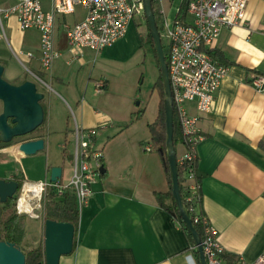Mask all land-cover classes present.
<instances>
[{
	"label": "crops",
	"instance_id": "0c3cea01",
	"mask_svg": "<svg viewBox=\"0 0 264 264\" xmlns=\"http://www.w3.org/2000/svg\"><path fill=\"white\" fill-rule=\"evenodd\" d=\"M12 4V0H0L2 9ZM128 30L123 39L99 54L83 50L78 56L72 55L58 30L55 46L61 56L43 72L39 36L34 41L30 38L36 31H20L14 17L3 23L2 78L12 85L36 84L44 96V122L11 144L0 142V179L46 182L52 168H61L59 180L67 184L72 164L67 165L64 178L65 141L71 139L75 126L99 128L96 146L103 154V171L91 187L90 199L78 208L73 251L61 257L59 264H200L173 217L154 197L168 192L161 159L150 150L148 127L157 114L150 119L147 105L135 104L136 83L117 84L110 73L117 50H125ZM140 47L137 38L130 55H136ZM18 52L33 57L22 55L18 60L14 56ZM210 54L228 70L212 112L198 122L204 137L196 148L198 170L204 175L202 206L223 254L251 263L264 250V92L250 85L254 77H264V2L249 0L244 21L222 30ZM99 83L103 89L98 91ZM1 109L0 104V113ZM186 110L198 115L194 103L186 104ZM141 111V118L132 123L134 114ZM34 140H43L41 152L24 156L18 151V145ZM176 149L180 157L184 148ZM29 219L32 236L26 225ZM28 220L19 244L23 253L43 247L44 241V219L34 214Z\"/></svg>",
	"mask_w": 264,
	"mask_h": 264
},
{
	"label": "built area",
	"instance_id": "2783aa9c",
	"mask_svg": "<svg viewBox=\"0 0 264 264\" xmlns=\"http://www.w3.org/2000/svg\"><path fill=\"white\" fill-rule=\"evenodd\" d=\"M7 8H0V40L5 37L3 23L14 17L20 31H36L40 41V68L49 71L52 63L61 54L55 46L58 30L64 34L66 43L73 56L83 50L99 54L104 49L123 39L134 19H145L144 0H12ZM174 0H151L159 6L162 22L161 33L167 42V70L170 83L173 110H176L178 123L190 151L184 149L179 162H190L195 158L197 146L204 140L198 130L200 116L210 114L216 93L227 74V68L219 65L210 54L220 32L239 26L245 19L249 0H179L176 13L171 22L166 21L163 3L172 6ZM263 1L264 0H260ZM82 11V17L76 15ZM72 17L73 23L66 18ZM32 54L18 52L15 58ZM250 85L260 93L264 92V77L256 76ZM103 89V84L96 86ZM194 103L197 116H191L186 104ZM72 137L66 140L64 150L72 161V173L67 184L60 180L52 183L23 182L21 194L17 198L15 210L19 216L30 212L19 209V200L25 196L27 203L41 205L47 192H55L60 198L70 191L81 208L91 197V187L95 185L103 171V154L96 146L99 128L80 129L74 127ZM187 181H192L188 171ZM25 186H30L39 193L34 198L31 192L24 193ZM194 192V186H191ZM33 211V210H32ZM204 240L201 241L202 253L206 264H227L221 258L222 247L217 241V232L210 223ZM194 250H196L194 248ZM232 264H264V250L251 263L238 261Z\"/></svg>",
	"mask_w": 264,
	"mask_h": 264
},
{
	"label": "water",
	"instance_id": "95a60500",
	"mask_svg": "<svg viewBox=\"0 0 264 264\" xmlns=\"http://www.w3.org/2000/svg\"><path fill=\"white\" fill-rule=\"evenodd\" d=\"M144 17L153 42L163 84L165 147L173 199L179 215L193 239L200 264H206L202 253L201 241L193 229L180 199L176 155L173 147V105L170 83L165 54L152 11L151 0H144ZM2 74L3 67L0 65V104L2 108L0 113V142L11 144L14 140L28 136L42 126L44 122V110L41 102L44 96L38 92L35 83L27 81L21 85H12L2 78ZM43 148V140H34L18 145V151L24 156H33L41 152ZM61 174V168H52L50 182L54 183L59 180ZM18 190L19 186L17 182L0 179V203L5 204L8 200L14 199ZM74 236L75 230L71 224L45 220L43 261L39 264H59L61 257L72 253ZM0 264H25V255L14 244L0 241Z\"/></svg>",
	"mask_w": 264,
	"mask_h": 264
},
{
	"label": "trees",
	"instance_id": "16d2710c",
	"mask_svg": "<svg viewBox=\"0 0 264 264\" xmlns=\"http://www.w3.org/2000/svg\"><path fill=\"white\" fill-rule=\"evenodd\" d=\"M152 11L154 13V18L156 22L157 29L160 33L161 26V18L159 17V6L156 3H152ZM148 43L151 46L152 53L154 55V59L156 61L157 70H158V78L154 83V88L158 90L159 93V104H158V112L156 119L152 124L149 125L148 129L150 132V150L156 153L161 159L162 169L164 171L168 192L161 194L157 193L154 195L156 203L160 208L168 212L174 219V222L179 226L187 241L191 246V251L196 259L199 260L198 254L196 250H194V242L193 239L187 230L184 222L182 221L177 206L173 199L172 194V183L170 178L169 165L167 161L166 147H165V113H164V92H163V84L160 77V69L157 62L154 46L150 35H147ZM162 43V41H161ZM165 61L167 63V50L163 46ZM216 56V54H215ZM143 112H137L134 114L133 121H136L141 118ZM177 146H182L186 151H190V147L186 144L185 138L181 132L176 110H173V147L176 155V169H177V180L179 187L180 199L182 202V206L186 210L187 216L198 235L200 241L204 240V234L207 228V224L209 223L207 220L205 213L203 211L202 206V190L201 184L204 179V175L198 170V158L195 152V158L190 162H179V157L176 154ZM264 151V146H261ZM66 151L62 152L65 155ZM188 171L192 173V181H187ZM13 181L18 183L19 189L22 186V180L18 178H13ZM191 186H194V192L191 191ZM16 199L8 200L5 204L0 203V241L12 243L17 248H19V244L24 237V228L25 221L19 218L16 215L15 207ZM12 208V209H11ZM43 213H44V221L52 220L59 223H69L76 230L78 226V216L79 210L78 205L75 199V196L70 192H65L60 198H57L55 192L49 191L44 197L43 202ZM25 255V264H39L43 261V247L39 245L37 248L32 249L30 251L24 252ZM222 259L227 260L230 264L235 263V258L222 254Z\"/></svg>",
	"mask_w": 264,
	"mask_h": 264
},
{
	"label": "rangeland",
	"instance_id": "374dc122",
	"mask_svg": "<svg viewBox=\"0 0 264 264\" xmlns=\"http://www.w3.org/2000/svg\"><path fill=\"white\" fill-rule=\"evenodd\" d=\"M49 0L43 2V5L47 7V3ZM179 0H174L172 6L169 7L168 4L165 2L163 3V10L165 13L166 21L171 22L176 13V7L178 6ZM159 17L160 13L157 12ZM76 15L78 17H82V11L80 9L77 10ZM161 18V17H160ZM69 23H73L74 19L72 17L66 18ZM161 25V24H160ZM162 29V26H161ZM25 32V31H22ZM35 32V31H34ZM149 34L145 19H134L132 22V26L128 30V34L126 36V41L124 43L125 50L119 49L117 50L116 55L114 56L113 60H111V64H113V70L110 71L111 76H114L118 79L116 82L117 84H121L124 82L127 86H131L134 83L137 85V92L136 102L137 104L139 101L142 103L141 105H147V115L151 117L150 119H155L157 114V105L159 102V93L156 88H154V82L158 78V71L156 61L154 59V55L151 50V46L149 45V41L147 39V35ZM22 35H24L22 33ZM33 36L30 38L34 41L39 35L38 33H33ZM160 37L163 46L167 42L164 34L161 33L160 30ZM139 39V44L141 45L140 50H137L136 55L131 54L130 50L132 45L135 43V39ZM4 42V41H2ZM123 51H126V55H123ZM11 56V54H10ZM30 76L29 74H27ZM158 75V76H157ZM41 77V76H40ZM116 97H121V93L113 92ZM54 156H58V152H54ZM71 163V159H68V155H66V159L64 163L61 161L62 167H64V178L68 175V168L67 165ZM21 194V189L18 190L15 199L17 202V198H19ZM43 202L44 196L41 200L40 209L33 210L29 215L19 216V218L23 219L25 222L28 218H31L34 214H36L39 218L44 219V211H43ZM15 208V207H14ZM12 209V208H11ZM15 210V209H14ZM16 212V210H15ZM28 228V235L32 236L34 232V227L32 221L30 219L26 223Z\"/></svg>",
	"mask_w": 264,
	"mask_h": 264
},
{
	"label": "bare ground",
	"instance_id": "6f19581e",
	"mask_svg": "<svg viewBox=\"0 0 264 264\" xmlns=\"http://www.w3.org/2000/svg\"><path fill=\"white\" fill-rule=\"evenodd\" d=\"M27 192H31L32 196L34 198H38L39 197V193L36 190L34 191L33 188L30 187V186H25L24 193L27 194ZM36 208L39 209V205L37 204V202L29 204V203H27V199H26L25 196H21L20 197L19 209L21 211H26V212L32 213V210H36Z\"/></svg>",
	"mask_w": 264,
	"mask_h": 264
}]
</instances>
